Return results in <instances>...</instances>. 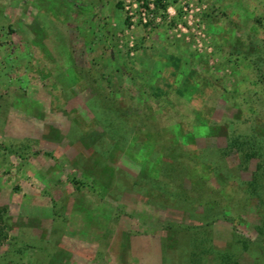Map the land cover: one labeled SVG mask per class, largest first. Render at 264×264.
<instances>
[{
    "label": "rangeland",
    "instance_id": "rangeland-1",
    "mask_svg": "<svg viewBox=\"0 0 264 264\" xmlns=\"http://www.w3.org/2000/svg\"><path fill=\"white\" fill-rule=\"evenodd\" d=\"M131 231L264 264V0H0V264H113Z\"/></svg>",
    "mask_w": 264,
    "mask_h": 264
},
{
    "label": "crops",
    "instance_id": "crops-1",
    "mask_svg": "<svg viewBox=\"0 0 264 264\" xmlns=\"http://www.w3.org/2000/svg\"><path fill=\"white\" fill-rule=\"evenodd\" d=\"M14 125L15 126L12 127L11 131L9 127V131L8 133H6V137H5L6 139L7 137H10L11 139L24 141L28 136H30L32 139L36 138L34 127L31 128L33 130L32 133L29 134L27 132H24L26 130L24 128L25 126L19 125L17 123H14ZM94 219L99 220L97 215L96 217H94ZM126 235L129 237V241L127 238H124V241H126L125 244L123 243L121 238L120 239L115 238L113 240V253H114L113 256L116 257V260L113 261L114 262L113 264H121V261L123 264H153L152 259L153 256L155 255L156 249H154V246H152L151 239L143 238L146 234L141 235L142 237L140 236L141 238L138 239L137 238L138 234L136 233V231H131V233ZM120 252L124 254H120ZM135 252L139 253L140 259H138L137 256L134 254ZM161 253H163V250ZM122 259L124 260L127 259V261H123ZM140 261L142 263H140ZM162 264H169V263L163 261Z\"/></svg>",
    "mask_w": 264,
    "mask_h": 264
},
{
    "label": "trees",
    "instance_id": "trees-1",
    "mask_svg": "<svg viewBox=\"0 0 264 264\" xmlns=\"http://www.w3.org/2000/svg\"><path fill=\"white\" fill-rule=\"evenodd\" d=\"M261 1H262V0H261ZM184 193H185V192H184ZM200 234H201V235H200V241H201V245H202L205 241H207V237H208V236H207L206 233L203 234V233L200 232ZM208 241H209V240H208ZM196 242H197V237H196ZM196 242H195V243H196ZM197 243H198V242H197ZM197 243H196V244H197ZM206 244H207V243H206ZM203 246H206V245L203 244ZM197 247H198V246H197ZM199 247H200V246H199ZM198 253H199V254H197V255L199 256V255H200V252H198Z\"/></svg>",
    "mask_w": 264,
    "mask_h": 264
}]
</instances>
